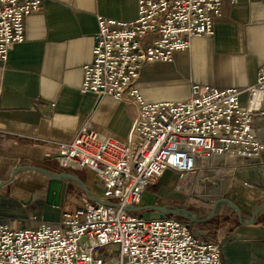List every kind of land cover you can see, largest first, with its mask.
Here are the masks:
<instances>
[{"label": "built area", "instance_id": "obj_1", "mask_svg": "<svg viewBox=\"0 0 264 264\" xmlns=\"http://www.w3.org/2000/svg\"><path fill=\"white\" fill-rule=\"evenodd\" d=\"M223 0H137V16L124 21L97 16L90 63L83 66L82 92L133 103L136 115L126 140L101 137L85 123L57 143L62 169L87 168L104 190L57 222L13 228L0 219V264H111L101 251L117 246L116 264H225L221 242L175 214L150 218L141 210L144 191L172 170L197 175L204 160L257 158L264 144L253 120L264 117V71L238 89L193 84L183 100L147 102L135 86L144 63L171 62L193 36L213 33ZM236 2L237 0H230ZM42 0H0V62L25 37V19ZM247 99L241 104L240 95Z\"/></svg>", "mask_w": 264, "mask_h": 264}, {"label": "crops", "instance_id": "obj_2", "mask_svg": "<svg viewBox=\"0 0 264 264\" xmlns=\"http://www.w3.org/2000/svg\"><path fill=\"white\" fill-rule=\"evenodd\" d=\"M98 15L134 19L137 0H42L41 8L25 19L24 40L14 43L0 62V182L22 163L62 175L58 206L47 202L48 179L35 171L21 170L0 185V219L13 228L57 222L66 203L73 200L79 208L104 196L89 169L59 167L58 142L70 141L87 122L101 137L126 140L130 132L133 103L80 89L83 66L92 59ZM260 69L264 71V0H223L211 35L191 37L188 49L177 52L171 62L144 63L135 86L147 102L177 101L189 96L193 84L244 89ZM246 99L243 92L241 104ZM253 128L264 144L263 116L254 117ZM203 164L198 178L209 182L210 195L202 200L227 197L247 219L264 198V149L257 158L221 156ZM154 185L144 191L140 206H174L151 197L157 193ZM225 206L191 225L207 230ZM210 207L195 213L205 218ZM218 232L209 240H220L225 264H264V208L250 223H239L236 217L235 225Z\"/></svg>", "mask_w": 264, "mask_h": 264}, {"label": "rangeland", "instance_id": "obj_3", "mask_svg": "<svg viewBox=\"0 0 264 264\" xmlns=\"http://www.w3.org/2000/svg\"><path fill=\"white\" fill-rule=\"evenodd\" d=\"M156 194L151 197H157V202L168 203L177 207H185L191 212L203 213L202 209H208L210 202L202 200L203 197H209L208 193V181H201L196 175H183L179 177L177 173L172 170H167L162 178L154 183ZM159 187H163L164 190H158ZM77 209L75 202L72 200L66 203L61 210L66 212H72ZM212 226L206 230V238L213 239L214 236L220 235L218 230L220 227H230L236 224L235 212L229 207L225 206L222 208L221 214L211 219ZM195 226H199L194 223ZM218 240V239H217ZM117 246L110 245L106 246L102 251V256L108 260L111 264H116Z\"/></svg>", "mask_w": 264, "mask_h": 264}, {"label": "water", "instance_id": "obj_4", "mask_svg": "<svg viewBox=\"0 0 264 264\" xmlns=\"http://www.w3.org/2000/svg\"><path fill=\"white\" fill-rule=\"evenodd\" d=\"M25 169L35 171L48 179L47 195H46L47 202L55 206H58L59 199H60V193H61V186H62L61 172L49 171V170L43 169L42 167L30 164V163H22L14 167L9 177L5 181L0 182V185L4 183L5 184L8 183L9 181H11V179L16 173H18L21 170H25ZM93 200L98 201L100 203L117 205L116 203L112 201H108V200H102V199L98 200L96 198H94ZM219 205L229 206L235 212L239 223H242V222L250 223L251 220L254 219L255 216L264 208V198L257 204V206L252 211V214L247 219H243L241 210L239 209L237 203H235L233 200L227 197H214L213 199H211L210 200L211 207H210V210L207 212V215L205 218L198 217V215L195 212H191L187 210L185 207L147 205V206H138V207H126V209L134 210V211L151 209L152 212L145 213L150 218H157V217L162 216L165 213L175 214L192 223V222H201V221L208 220L209 218L215 215V212Z\"/></svg>", "mask_w": 264, "mask_h": 264}, {"label": "flooded vegetation", "instance_id": "obj_5", "mask_svg": "<svg viewBox=\"0 0 264 264\" xmlns=\"http://www.w3.org/2000/svg\"><path fill=\"white\" fill-rule=\"evenodd\" d=\"M235 216H236V214H235ZM237 217V216H236Z\"/></svg>", "mask_w": 264, "mask_h": 264}]
</instances>
